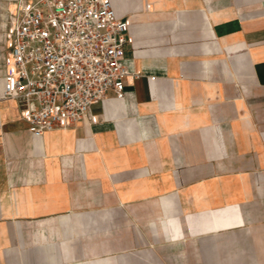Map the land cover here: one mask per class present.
Here are the masks:
<instances>
[{"label": "crops", "instance_id": "crops-1", "mask_svg": "<svg viewBox=\"0 0 264 264\" xmlns=\"http://www.w3.org/2000/svg\"><path fill=\"white\" fill-rule=\"evenodd\" d=\"M13 1L0 264H264V0H112L125 93L41 137L4 96Z\"/></svg>", "mask_w": 264, "mask_h": 264}, {"label": "built area", "instance_id": "built-area-1", "mask_svg": "<svg viewBox=\"0 0 264 264\" xmlns=\"http://www.w3.org/2000/svg\"><path fill=\"white\" fill-rule=\"evenodd\" d=\"M8 7L4 96L36 137L93 118L131 75L130 24L112 0H14Z\"/></svg>", "mask_w": 264, "mask_h": 264}, {"label": "rangeland", "instance_id": "rangeland-1", "mask_svg": "<svg viewBox=\"0 0 264 264\" xmlns=\"http://www.w3.org/2000/svg\"><path fill=\"white\" fill-rule=\"evenodd\" d=\"M3 35H4V32H3ZM3 46H4V44H2V42L0 40V66L2 64V59H3V51H4Z\"/></svg>", "mask_w": 264, "mask_h": 264}, {"label": "bare ground", "instance_id": "bare-ground-1", "mask_svg": "<svg viewBox=\"0 0 264 264\" xmlns=\"http://www.w3.org/2000/svg\"><path fill=\"white\" fill-rule=\"evenodd\" d=\"M12 5V4H11Z\"/></svg>", "mask_w": 264, "mask_h": 264}]
</instances>
